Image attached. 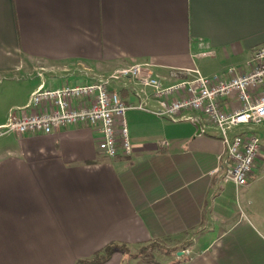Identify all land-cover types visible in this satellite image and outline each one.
<instances>
[{
  "label": "crops",
  "instance_id": "1",
  "mask_svg": "<svg viewBox=\"0 0 264 264\" xmlns=\"http://www.w3.org/2000/svg\"><path fill=\"white\" fill-rule=\"evenodd\" d=\"M263 45L264 0H0V128L57 80L130 65L166 86L226 77ZM125 121L131 151L113 158L87 125L0 135V264H76L110 244L103 264H264V154L238 188L209 175L222 144L208 123L138 109Z\"/></svg>",
  "mask_w": 264,
  "mask_h": 264
},
{
  "label": "built area",
  "instance_id": "2",
  "mask_svg": "<svg viewBox=\"0 0 264 264\" xmlns=\"http://www.w3.org/2000/svg\"><path fill=\"white\" fill-rule=\"evenodd\" d=\"M247 66L245 73L228 68L226 77L203 76L195 70L191 80L166 86L150 66L130 65L90 84L38 90L28 105L37 111L11 110L0 135H48L56 129L87 125L100 135L98 150L113 158L131 151L125 121L129 109L172 121L195 120L204 130L208 123L222 144L209 175L244 187L261 149L254 132L264 129V45L254 50ZM114 87L130 89L139 104H126Z\"/></svg>",
  "mask_w": 264,
  "mask_h": 264
},
{
  "label": "rangeland",
  "instance_id": "3",
  "mask_svg": "<svg viewBox=\"0 0 264 264\" xmlns=\"http://www.w3.org/2000/svg\"><path fill=\"white\" fill-rule=\"evenodd\" d=\"M32 77H33L32 75H25V73L14 77V78H17L16 82L14 84V88H13V91L15 93V98L18 97V96H22L21 95L23 93L22 91L24 90L25 86L28 85V83L30 82ZM81 81H82V78H80V77L66 78L65 80H61V81L57 80L55 86H57V85H59V86L60 85H66V86H71L72 87L75 84L81 83ZM254 134L260 140V144H261V149H260V152H259V156H260L261 154H264V129H258V130H256L254 132ZM150 249H151L150 246H146V247H144L142 249L143 251L141 250V252L143 254H145L147 251L149 252Z\"/></svg>",
  "mask_w": 264,
  "mask_h": 264
},
{
  "label": "trees",
  "instance_id": "4",
  "mask_svg": "<svg viewBox=\"0 0 264 264\" xmlns=\"http://www.w3.org/2000/svg\"><path fill=\"white\" fill-rule=\"evenodd\" d=\"M119 245L110 244L96 252L92 259L78 261L76 264H103L110 256L115 252L116 249H119Z\"/></svg>",
  "mask_w": 264,
  "mask_h": 264
}]
</instances>
